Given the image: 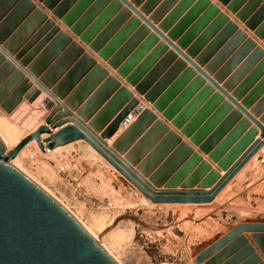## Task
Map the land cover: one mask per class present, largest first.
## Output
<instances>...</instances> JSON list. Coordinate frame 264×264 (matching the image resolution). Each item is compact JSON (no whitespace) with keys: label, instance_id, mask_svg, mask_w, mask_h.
Here are the masks:
<instances>
[{"label":"water","instance_id":"water-1","mask_svg":"<svg viewBox=\"0 0 264 264\" xmlns=\"http://www.w3.org/2000/svg\"><path fill=\"white\" fill-rule=\"evenodd\" d=\"M14 1L19 2V8L0 25V61L8 59L0 69V103L5 110L11 111L23 98L27 99L29 103H33L37 97L44 93L46 97L42 105L51 109V112L45 123L25 136L11 150L7 149L0 136V264H120L115 256L102 246L61 202L15 167L12 160L33 141L37 143L42 152L54 150L75 141H85L147 199L156 204H209L214 202L218 195L264 147V119L257 120L255 113L248 112L244 104L238 103V98L234 94H229V90L226 88L227 83L221 86L222 82L212 79L206 70H202L200 65L191 60L192 56L189 53H183L182 47L173 43L175 39L173 34L166 36L165 30L155 26L153 17L146 18V11H143L145 9L137 10L136 1L119 0L154 34L148 36L144 44L130 56L135 49L133 47L138 45L139 39L149 32L144 26L122 48H119L118 45L125 35V30L120 31L112 41L108 42L118 26L119 19L127 15V10L122 11L104 31L98 32L112 8L117 6L116 2L94 21L92 19L107 0H98L91 7L88 4L92 0H37L43 1L45 9L51 10L53 16L61 19L62 24L69 28L72 34L78 36L81 42L89 45V48L98 53V56L107 65L117 70V75L124 79L128 85L134 87L135 91L143 96L144 102L152 105L154 110L161 113L166 120L171 121L176 129L190 138L192 144L199 146L200 151L210 153V158L214 162H218L219 167L226 171L210 191H158V188L163 185L166 188L179 186L193 168L203 161L202 156L199 153H194V149L189 143L181 141V138L170 131L162 120H158L152 109L144 108L139 98L132 99L133 93L127 87H121L103 111L96 118L90 120L89 124H86L91 114L90 112L88 114L89 105L95 100L102 99L108 87L113 89L118 87L120 81L113 75L110 76L109 71L103 65L98 64L91 54L84 53L80 44L72 42L71 36L65 32H59V26H55L52 20L45 22L44 29L52 28L49 37L58 32L59 35L48 48H53L57 42H63L64 46L69 45V50L76 51L81 59L59 83L50 82L53 81L50 77L38 79L37 76L41 71L37 67L25 68L33 54H29L22 62H18L27 47L23 48L16 57L12 56L7 44L11 41H7V35L17 23L20 25V21L26 17L20 19L19 9H27L28 15L32 14V18H38L41 21L46 18V15L36 8L33 0ZM261 1L251 0L247 8L237 16L242 21H246L245 13L249 14L259 2L262 3ZM6 2V0L0 1V16L7 10ZM237 3L236 1L229 6L234 13L238 11L236 7L239 3ZM204 4L205 0H201L197 7ZM157 15L159 16L160 13ZM170 17L164 23H168L172 19ZM220 19H223V16ZM27 24L24 25V28ZM247 25L260 38L264 37V5L248 20ZM232 28L233 25H230L227 30H233ZM242 35L238 33V36ZM159 38H162L166 45L173 48V53H167L166 58L156 64L150 72L151 67L157 62L156 59L165 51V47L159 44ZM152 44L156 45L153 52L139 64L140 56ZM254 45L253 42L250 46ZM175 53L180 54L194 66L209 81V85H206V82H190V84H188L189 82H169L171 79L169 73L160 82H154L156 76L164 70L165 63L169 62L170 56L172 59L175 57ZM262 53L264 54V52ZM13 67H17V71L6 82H1L4 76L14 69ZM261 68L264 69V61L257 70ZM90 70L91 73L85 76ZM25 76L27 79L19 82ZM83 77L85 78L81 86L75 91H81L80 102V98L75 93L69 95V92L80 81L79 78ZM89 82L105 83L94 92L90 100H86L93 91V85L88 86ZM195 87L197 89L198 87L204 88L197 92ZM213 88L218 91V94H215L207 104L201 106L206 97L211 95ZM223 98H226L229 104L224 103L206 124L199 127L205 116ZM126 102L129 104L122 114L113 120L106 131L99 134L104 127L102 120L105 118V122L110 121ZM230 105H234L247 117L248 120L243 122L246 123L245 129L248 128L249 121L253 122L256 128L245 133L246 135L241 140H237L240 139L238 138L241 127L239 123L234 131L216 146L218 137L230 124L232 125L236 118H239V114L233 111L226 122L220 124L211 135L209 134L211 127L220 119L225 108L231 109ZM135 107L137 108L135 109ZM74 110H76V114H74ZM131 112L133 116H136V120L126 128V124H129L132 119ZM102 114H106L103 119H101ZM150 123L154 124L147 131ZM120 124L125 128V131L110 145L105 139L112 137ZM259 129L260 134L255 139ZM155 130L167 133L166 139H174L177 144V149L170 155L161 170L165 172L172 169L171 172H173L184 163V159H190L170 182H164V175L159 172L152 174L151 170L144 168L143 165L135 167L138 162L133 156V151L145 143ZM44 135H47L48 138H44ZM234 141L238 142L227 155H224V152ZM134 143L136 144L131 149ZM124 153L125 156H122ZM232 160L236 161L233 163ZM172 165L175 166L171 167ZM206 167H208L207 163H201L195 174L201 175L207 169ZM190 180L191 177L185 183H190ZM246 232L251 233V238L264 255V222L240 223L218 241L201 251L197 255L196 264H204V262L210 264L208 262L210 257L215 255L212 260L210 259V261H215L222 253L239 246H243L239 256H252L250 260L264 264L262 257L255 252L256 249L244 235Z\"/></svg>","mask_w":264,"mask_h":264},{"label":"rangeland","instance_id":"rangeland-1","mask_svg":"<svg viewBox=\"0 0 264 264\" xmlns=\"http://www.w3.org/2000/svg\"><path fill=\"white\" fill-rule=\"evenodd\" d=\"M133 1L136 0H131ZM188 1L194 4L181 13L177 22L172 20L179 8L170 14L171 21L160 22L158 26H155L165 30L166 36L173 34L175 38L173 43L179 44L183 53H189L192 56L191 60L200 65L202 70H206L212 79L222 82L221 86L227 83L226 88L229 94H234L238 98V103L244 104L248 112L255 113L257 120L264 119V69L262 70V67L257 70L264 61L262 53L264 52V37L260 38L247 25L248 20L264 5V0L261 1L262 3L259 2L249 14L245 13L246 21H242L237 14L245 10L251 0H205V4L199 7L197 4L201 0H183L182 3ZM236 1L239 3L236 7L238 11L234 13L229 6ZM118 6L117 3L110 14ZM144 9L146 11V8ZM191 11L193 13H190ZM132 13L128 10L127 15L119 19L115 30L122 29L137 33L142 26L145 27V23L141 25V20L137 19L134 13L135 17L131 16ZM101 15L95 16V20ZM222 16L223 19H220ZM125 19H128L127 25L120 28L119 25ZM109 24L98 31L105 30ZM230 25H233V30H227ZM145 29L149 31L145 35L148 38L151 29L147 27ZM238 33L243 35L238 36ZM158 41L165 47V51L159 56L162 62L167 53H173V48L166 45L162 38ZM79 42L81 45L85 44ZM249 42H254L255 45L250 46ZM89 50L92 51L90 48ZM155 66L151 67L150 72ZM163 68L164 70L156 76L154 82H160L169 73L171 78L169 82H206L205 84L209 85V81L178 53H175L173 59L170 56L169 62L165 63ZM111 69L117 74V70ZM203 88L195 87L197 92ZM216 91L213 88V92L208 96L209 100L218 94ZM43 97L45 98L46 94L42 93L33 103L23 98L11 111L5 110L0 103V116L5 117L11 124L19 126L23 130L22 137L24 138L41 123H45L51 112V109L42 105ZM39 98L41 100L37 102ZM224 99L226 98L218 102L216 107H219L222 102L229 104L228 100L225 102ZM230 106L231 109L225 108L220 119L224 114L227 116V113H231L230 111L235 107ZM233 111L239 114V118H236L233 124L235 128L236 125L241 124L238 137L240 139H237L241 140L249 130L256 127L253 122L249 121V126L245 129L246 123L243 122L248 120L247 117L236 107ZM38 112L42 114L41 120L29 126V119L39 114ZM228 118L223 122H226ZM223 122L220 120L218 124ZM215 124L209 131L210 135L220 126L217 127ZM230 127L231 124L218 137L216 146L234 131L235 128L231 130ZM259 134L260 129L257 136ZM237 142H232L224 155H227ZM60 147L61 149H56L57 151L40 153L37 160L29 161L28 155L39 148L35 144L21 158V166L63 201L67 208L76 213L85 224L93 226L95 231L97 230L96 225H103L108 229L107 231L117 230L118 238L108 239L105 242L113 255L119 258L120 264H196L197 255L201 251L229 233L238 224L264 222V160L260 158L261 150L235 177L236 179L232 180L233 182L222 191L223 193L215 203L170 205L152 203L85 141ZM197 147L199 149V146ZM194 153H199L203 159V154L207 155L208 160L201 162L207 163V169L201 175L195 174L200 163L195 171L198 165L193 168L190 183H181L179 189L176 188L180 185L175 188H166L163 185V189L158 191H210L224 176L226 171L219 167L218 162L210 158V153H204L200 149ZM212 163H215L216 167H213ZM104 234L106 232L101 236ZM246 234L248 233L244 235L249 243L254 246L255 252L262 257V262H264V255L251 238V233L249 236ZM242 250L243 246H239L225 253H218L221 255L215 261H210L214 255L208 262L210 264H259L250 260L252 256H239ZM247 257L249 258L247 262L242 263L241 259Z\"/></svg>","mask_w":264,"mask_h":264},{"label":"crops","instance_id":"crops-1","mask_svg":"<svg viewBox=\"0 0 264 264\" xmlns=\"http://www.w3.org/2000/svg\"><path fill=\"white\" fill-rule=\"evenodd\" d=\"M6 1H7L6 2L7 3V10L4 11V13L0 16V25L3 23V21L9 15H11L13 12H15L19 8V2L14 1V0H6ZM33 1L35 2L36 6H37L36 8L41 10L46 15V18L43 21H41V19L39 20L38 18H32V14L28 15L27 9H25V8L19 9V15L21 16L20 19L24 18L25 16L26 17L22 21H20L21 22L20 25H18L19 23H17L15 25V27L11 31H9V33L7 35V37H8L7 41H11V42L7 43V44L11 50L10 52H11L12 56H14V57H16L23 50V48L27 47L26 52L24 54H22V57L18 60V62H22V60H24L29 54H33L31 61L29 62L28 65L25 66V68L29 69V68H32L33 66H35L41 71L40 75L37 76L38 79H41L42 77H46V78L50 77L53 80L50 82H58L59 83L62 80H64L65 77L67 76V74L75 67L76 64L79 63V60L81 59V57H79V55L76 53V51L69 50V45L64 46L63 42H57V44L51 49H49L48 47L58 37L59 32H65L69 36H71L72 42H76V43L80 44V42H79L80 40H79L78 36H75L74 34H72L69 31V28H66L62 24L61 19H57L53 16L51 10H47L44 8L43 1H37V0H33ZM97 1L98 0H92L88 4V6H90V7L93 6ZM127 1L131 2V0H127ZM182 1L183 0H136V2L138 4L136 8L139 11L146 8V18L150 19L153 17V21H155V25L158 26L157 25L158 23H160V22L164 23L170 17V14H172L174 12V10L179 8L178 13H176L174 15V20H172L173 22H177L180 19V16L182 15L181 13L185 12L186 8H188L194 4L190 1L184 2V3H182ZM113 2H117L119 4V6L117 7V9H115V11H113L110 14L108 20H106L104 22V24L101 26V28H103V26L105 28V26L107 24H109L115 18H117L118 14H119V12H121V10H124V9L127 10L125 4L121 3L119 0H107L106 3H103V5L101 6V8L99 9V11L96 13L95 16L101 15L107 8H109L112 5ZM148 7H150V8H148ZM160 9H162V11H160ZM143 11L145 12V10H143ZM158 13H160L159 16L157 15ZM131 16L135 17V15L133 13ZM94 18L92 20H95ZM29 19H31V20L29 22H27ZM47 20H52L54 22L55 26H59L60 31L56 35L49 37L50 33L52 32V28L44 29L45 28L44 26L46 24L45 22ZM127 20L128 19H125L124 22H121V24L119 25L120 28H124L127 25ZM26 23H28V24L24 28V25ZM141 25H144L142 20H141ZM121 30L122 29L115 30L112 33L111 38L109 39L108 42L112 41L119 34V32ZM102 31H104V29ZM102 31H100V33ZM28 32H30V33H28ZM135 33L136 32H130L128 30L125 31L124 32L125 35L123 36L122 40L119 42V45H118L119 48H122L128 42V40L131 39L135 35ZM152 34H154V33L151 30L149 35H152ZM46 39H47V41H46ZM146 40H147V37H145V36L140 38L138 41V45L136 47L135 46L133 47V49L134 48L135 49L132 51L130 56L136 50H138L139 47L142 44H144V42ZM80 46L84 48V53L91 54L93 56V58L96 59L98 64H101L105 68H107L110 76L113 75L116 79H118L120 81L118 87H116L115 89H113L112 87H108V89H107L106 93L104 94V96L102 97V99L95 100L94 102H92L89 105L88 114H89V112L91 114L89 115L90 118L86 122V124H89L90 120H93L94 118H96L98 116V114L101 113V111H103V109L111 101V99L115 96V94H117V92L120 90L121 87H127L133 93L132 99L133 98H139L140 103L144 105V108L152 109L155 112V114L157 115V119L162 120L169 127L170 131H173L174 133H176L181 138V141L189 143L194 148L195 152L199 151L198 147L191 143L190 138L183 135L179 129H176L172 125L171 121L166 120L161 115V113L154 110L152 105L150 106L146 102H144L142 99L143 96H140L135 91L134 87H131L130 85H128L124 79L120 78L117 74H115L114 71L109 66H107L106 63L103 60H101V58L98 57V55L96 53L90 51L88 45H85V44L81 45L80 44ZM155 46L156 45L152 44L145 49L142 56H140V58L138 60L139 64H141L146 59V57L149 56L153 52ZM7 61H8V59H4V60L0 61V69L6 64ZM156 61L157 62L153 66H155L157 63L160 62V57H158L156 59ZM13 68L14 69L12 71H10V73L7 76H4V78L1 80V82H6L8 79H10V76L15 71H17V67H13ZM90 73H91V70L85 76H87ZM84 78L85 77H83L82 79L79 78L80 81L78 80L79 82L74 87H72V89L69 92V95L70 94L74 95V93H75V95H77L78 98H80V102H81V98H82L81 97V91H78V92H75V91L81 86V83L84 80ZM26 79H27V77L25 76L19 82H23ZM104 83L105 82H89L88 86H90L92 84L93 85V87H92L93 91L91 94H89V96L87 97L86 100H90V98L94 94V92H96L99 88H101L104 85ZM188 84H190V82ZM208 101H209V99L207 96L206 99L201 103V106H203L204 104H207ZM224 101L226 102L227 99H224ZM128 102L125 103V105L120 109V111L116 114V116L113 117L110 121L105 122L104 117L106 114L105 115L102 114L101 119L104 118L102 120L104 127H103L102 131L99 132V134H101V132H103V131H106L111 126L113 120L117 119L120 116V114H122V112L124 111L126 106L129 104ZM222 104H223V102H222ZM221 105H219V107L213 108L212 111L209 114H207L205 116V118L201 121V124L199 127H202L204 124H206V122L210 119V117L213 116V114L218 110V108H220ZM136 108L137 107H135V109ZM234 109H235V107H233L232 111H230V112L232 113ZM213 110H215V111H213ZM73 112H74V114H76V110H74ZM132 112L130 113V115L132 116V119H131L130 123L128 124V126L136 120V116H133ZM231 113H227V116L224 114V116H222L220 119L221 122H223L227 117H229V115ZM218 122H216V124H215V126H217V127L221 124V123L218 124ZM153 124L154 123H150L148 125L147 131H149L152 128ZM66 125H64V126H66ZM234 126L235 125L232 123V125L230 127L231 130H233L235 128ZM252 126H254V125L252 124ZM217 127H215V128H217ZM124 131H125V128L120 124L119 128L113 134V136L110 138H107L105 140L107 142H109L110 145H112L117 140V138L121 135V133H123ZM45 136H47V135H44V137ZM166 137H167V133H162L161 130H155L154 132H152L151 136H149V138H147L145 143H143L135 151H133V156L136 158V160L138 162V165L135 166L136 168H137V166L143 165L144 168L151 170L152 174H156L159 172L162 175H164L163 176L164 182H170L190 159L189 158L184 159V163H182V165H179L180 167L178 166L176 169H174L173 172H171L172 169L166 170L165 172H164V170H161L164 167V164L167 161V159L170 157V155L177 149V144H176L175 140L169 139V138L166 139ZM256 138H258V136ZM80 142H83V141L79 140V141H75L73 143H80ZM136 143H134V145H132L131 149L135 146ZM122 156H125V153L122 154ZM203 157H204L203 161L208 160L207 155L203 154ZM177 158L179 159V156ZM212 165H213V167H216L215 163H212ZM174 166L175 165H172L171 167H174ZM198 167H199V165L194 169V171ZM194 171H192V173H190L182 181V184L185 183L191 177V175L193 174ZM147 179H148V177H147ZM234 179H236V178H234ZM234 179H233V181H234ZM163 187L158 188V190H162ZM180 187H181V185L179 187H177L176 189H179ZM222 193L223 192H221L218 195L217 199L213 203H215L219 199V197ZM170 205H177V204H170ZM246 235L249 236V233ZM248 259L249 258L247 257L245 259H241V261H242V263H245V262H247Z\"/></svg>","mask_w":264,"mask_h":264},{"label":"bare ground","instance_id":"bare-ground-1","mask_svg":"<svg viewBox=\"0 0 264 264\" xmlns=\"http://www.w3.org/2000/svg\"><path fill=\"white\" fill-rule=\"evenodd\" d=\"M41 100V98H39L37 100V102H39ZM24 107V106H23ZM37 113V112H35ZM39 113V112H38ZM42 113V112H41ZM34 115V114H33ZM41 115L42 114H36L34 117L32 115L33 118L29 119L30 122L28 123L29 126L34 125L35 123L39 122L41 120ZM29 116V117H30ZM28 117V118H29ZM27 120V119H26ZM28 120V121H29ZM27 123V122H26ZM27 126V125H26ZM36 129V128H35ZM35 129H33L32 131H34ZM23 130H21V128L19 126H17L16 124H11L10 122H8L6 120L5 117L0 116V136L2 137L3 141L6 144V147L8 150L13 149L22 139V132ZM31 131V132H32ZM25 133V132H24ZM30 134V133H29ZM24 135V134H23ZM28 135V134H27ZM26 136V135H25ZM24 136V137H25ZM44 138H48L47 136H45ZM35 144H37L35 141L31 142L30 144H28L26 147H24L22 149V151L19 153V155L12 160L13 164L15 165V167H17L19 170H21L23 173H25L27 176H29L33 181H35L37 184H39L42 188H44L47 192H49L52 196H54L59 202H61L66 208V204L59 200V198H57L49 189H47L45 186H43L41 183H39L36 179H34L33 176H31L22 166H21V158H23V156L25 154H27V152L29 151L31 146H35ZM72 144V143H70ZM69 144V145H70ZM68 148V146H67ZM61 149V147H57L54 150ZM68 209V208H67ZM69 210V209H68ZM78 220L79 222L96 238V240L101 243L102 246H104L112 255L113 253L111 252V250H109L110 248L106 245V240L108 239H116L119 236V232L115 229H113L112 231H107L108 229L103 227V225H96L97 226V230L95 231L93 226H88L87 224H85L81 218L74 212H72L71 210H69ZM117 218V217H116ZM102 224V223H101ZM112 229V228H111ZM120 231V230H119ZM104 232H106V234H104V236H101ZM118 240V239H117ZM115 242V241H114ZM114 246V245H112ZM112 248V247H111ZM115 256V255H114ZM115 258L118 260V262L120 263L119 258H117L115 256Z\"/></svg>","mask_w":264,"mask_h":264},{"label":"built area","instance_id":"built-area-1","mask_svg":"<svg viewBox=\"0 0 264 264\" xmlns=\"http://www.w3.org/2000/svg\"><path fill=\"white\" fill-rule=\"evenodd\" d=\"M128 126V124H126V127ZM51 150H46L45 152H42L39 148L33 152V153H30L28 155V160L29 161H35L37 160V158L39 157L38 155L41 153V154H45V153H48L50 152ZM260 158H262V160H264V147L261 149V155H260Z\"/></svg>","mask_w":264,"mask_h":264}]
</instances>
